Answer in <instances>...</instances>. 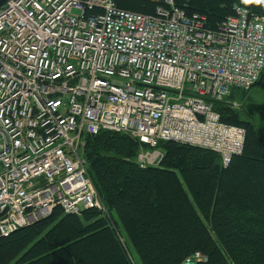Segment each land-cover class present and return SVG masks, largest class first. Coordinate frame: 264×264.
<instances>
[{"label": "built area", "instance_id": "obj_1", "mask_svg": "<svg viewBox=\"0 0 264 264\" xmlns=\"http://www.w3.org/2000/svg\"><path fill=\"white\" fill-rule=\"evenodd\" d=\"M168 8L142 15L112 0H8L0 8V237L60 208L107 215L88 175L83 137L102 131L147 146L209 149L226 167L244 131L210 106L248 91L264 69V17L234 7L215 30ZM206 258L196 252L181 264Z\"/></svg>", "mask_w": 264, "mask_h": 264}, {"label": "trees", "instance_id": "obj_2", "mask_svg": "<svg viewBox=\"0 0 264 264\" xmlns=\"http://www.w3.org/2000/svg\"><path fill=\"white\" fill-rule=\"evenodd\" d=\"M171 1L209 30L233 17L234 7L264 17V0ZM112 2L143 15L168 8L165 0ZM254 86L210 102L222 123L244 131L241 153L226 167L212 150L172 141L157 145V165L140 167L136 156L148 148L137 140L85 135L87 172L107 215L56 207L0 237V264H135L134 255L140 264H181L196 252L206 258L198 264H264V135L252 113L233 104L235 92L244 103Z\"/></svg>", "mask_w": 264, "mask_h": 264}, {"label": "rangeland", "instance_id": "obj_3", "mask_svg": "<svg viewBox=\"0 0 264 264\" xmlns=\"http://www.w3.org/2000/svg\"><path fill=\"white\" fill-rule=\"evenodd\" d=\"M246 97V96H245ZM242 97L235 92L234 106H244L246 110L252 113L255 123L262 135H264V74L254 88L248 93L244 103ZM239 103V105H238ZM134 263L140 264L138 258L134 255Z\"/></svg>", "mask_w": 264, "mask_h": 264}, {"label": "water", "instance_id": "obj_4", "mask_svg": "<svg viewBox=\"0 0 264 264\" xmlns=\"http://www.w3.org/2000/svg\"><path fill=\"white\" fill-rule=\"evenodd\" d=\"M8 0H0V8L7 2Z\"/></svg>", "mask_w": 264, "mask_h": 264}, {"label": "bare ground", "instance_id": "obj_5", "mask_svg": "<svg viewBox=\"0 0 264 264\" xmlns=\"http://www.w3.org/2000/svg\"><path fill=\"white\" fill-rule=\"evenodd\" d=\"M143 15V14H142Z\"/></svg>", "mask_w": 264, "mask_h": 264}]
</instances>
